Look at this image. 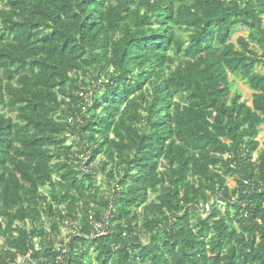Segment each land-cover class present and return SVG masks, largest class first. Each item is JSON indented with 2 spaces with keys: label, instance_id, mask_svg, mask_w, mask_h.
I'll list each match as a JSON object with an SVG mask.
<instances>
[{
  "label": "trees",
  "instance_id": "obj_1",
  "mask_svg": "<svg viewBox=\"0 0 264 264\" xmlns=\"http://www.w3.org/2000/svg\"><path fill=\"white\" fill-rule=\"evenodd\" d=\"M1 1L0 264H264V0Z\"/></svg>",
  "mask_w": 264,
  "mask_h": 264
},
{
  "label": "rangeland",
  "instance_id": "obj_2",
  "mask_svg": "<svg viewBox=\"0 0 264 264\" xmlns=\"http://www.w3.org/2000/svg\"><path fill=\"white\" fill-rule=\"evenodd\" d=\"M2 5H3V3L0 0V9H1ZM247 35H248V30L243 28V27H241L239 29V31L237 32V34L234 35L233 41H235L239 36H247ZM257 70L263 72L264 71V67L260 66V67L257 68ZM232 79L235 80V89L241 92L242 99L245 100L249 105H251L252 104V94L253 93L250 90V88L248 87V85L246 83H244L243 81H241L240 79H236L234 77H232ZM258 139L260 140L261 144L263 145V143H264V126H262V130H261V133H260ZM229 183H230L231 186L235 185V182L233 180H231ZM65 233L66 234L71 233L70 228L69 229H65Z\"/></svg>",
  "mask_w": 264,
  "mask_h": 264
},
{
  "label": "built area",
  "instance_id": "obj_3",
  "mask_svg": "<svg viewBox=\"0 0 264 264\" xmlns=\"http://www.w3.org/2000/svg\"><path fill=\"white\" fill-rule=\"evenodd\" d=\"M211 205L210 204H206L205 206H204V209H203V211L205 212V213H207V212H209V211H211ZM100 227V226H99ZM101 234H103V233H101Z\"/></svg>",
  "mask_w": 264,
  "mask_h": 264
}]
</instances>
